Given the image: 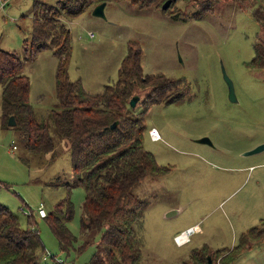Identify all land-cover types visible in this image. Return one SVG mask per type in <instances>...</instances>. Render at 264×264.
<instances>
[{
	"label": "rangeland",
	"instance_id": "obj_1",
	"mask_svg": "<svg viewBox=\"0 0 264 264\" xmlns=\"http://www.w3.org/2000/svg\"><path fill=\"white\" fill-rule=\"evenodd\" d=\"M34 1L7 0L0 8V47L24 60L30 103L38 119L50 126L57 156L52 159L50 152L29 150L20 126H4L0 115V203L19 216L23 227L38 229L45 253L85 264L101 247L98 231L83 253L71 250L68 256L43 218L35 213L33 226L24 213L37 211L41 203L49 213L69 197L75 214L68 225L78 244L84 240L85 192L73 170L69 140L58 134L48 117L52 109L61 108L56 90L58 58L51 48L41 49L33 58L26 52L34 19L43 11ZM215 1L213 9L200 15L196 11L206 5L184 0L166 9L108 0L105 17L93 14L90 7L62 18L70 30L66 74L88 92L100 93L106 84H114L123 59L136 50H140L145 74L163 73L187 83L182 97L168 104L155 103L145 114L144 146L171 169L159 177H146L132 188L134 195L151 201L145 211L140 264H182L192 249L205 244L225 256L220 262L215 255L216 264H264L260 231L264 150L245 154L264 141V18H256L264 17V0ZM255 44H260L263 56L258 67L250 65L256 56ZM222 65L234 82L236 101L229 98ZM136 91L143 99L145 91ZM140 102L133 107L137 112L142 109ZM152 127L160 134L158 140L149 135ZM203 136L212 143L198 141ZM245 165L251 168L241 170ZM172 210L178 212L168 216ZM191 223L200 224L203 233L195 232L191 242L177 246L174 236ZM253 226L258 230L245 242L242 233Z\"/></svg>",
	"mask_w": 264,
	"mask_h": 264
},
{
	"label": "trees",
	"instance_id": "obj_2",
	"mask_svg": "<svg viewBox=\"0 0 264 264\" xmlns=\"http://www.w3.org/2000/svg\"><path fill=\"white\" fill-rule=\"evenodd\" d=\"M50 1H34L36 7L41 4L43 11L34 19L32 43L26 52L33 58L41 49L51 48L58 58L56 90L61 108L52 109L48 117L58 134L69 140L73 170L85 192L87 216L81 219L84 240L78 244V237L68 225L75 214L71 198L60 200L52 211L39 217L46 221L61 251L68 256L71 250L83 253L90 246L92 234L100 233L101 247L85 264H140L145 245L142 233L145 211L151 201L148 197L134 195L132 188L146 177H159L171 169L160 164L154 153L144 146L145 114L155 103L168 104L182 97L187 83L183 78L171 79L163 73L145 74L140 50H136L128 52L123 59L114 84H106L100 93L88 92L79 80H70L66 74L70 30L62 18L74 17L108 0ZM130 1L139 7L161 8L165 0ZM184 1L206 5L196 11H200V15L207 8L213 9L216 2ZM256 18L264 17L258 15ZM259 45L255 44L252 67L263 63ZM23 68L24 60L16 52L0 47L1 119L7 127L8 119L13 115L27 148L34 152H50L53 159L57 156L54 137L50 126L38 119L30 103V80ZM137 89L145 91L144 98L139 101L142 104L140 112L130 105V98ZM113 122L117 123L115 127H111ZM35 213L27 215L28 223L33 226L37 223ZM258 226L242 233L245 242ZM260 226L262 230H259L264 234V219ZM219 250L212 251L206 244L196 247L182 264H209V255L212 264H216L215 255L224 262L225 256H221ZM44 253L45 245L38 229L23 227L19 216L0 203V264L74 263L69 259L57 261L54 254L52 261L45 262Z\"/></svg>",
	"mask_w": 264,
	"mask_h": 264
},
{
	"label": "water",
	"instance_id": "obj_3",
	"mask_svg": "<svg viewBox=\"0 0 264 264\" xmlns=\"http://www.w3.org/2000/svg\"><path fill=\"white\" fill-rule=\"evenodd\" d=\"M175 1V0H165L164 3L162 4V8L163 9H166L168 8L171 3ZM107 2L106 1H102V2H99L97 3L96 5H94L93 7V14L97 15V16H101V17H105L106 16V13H105V6H106ZM222 71H223V77L228 85V92H229V98L233 101H236L237 100V96H236V91H235V86H234V82L233 80L231 79V77L228 75V73L226 72V69L224 67V65H222ZM141 100V96L139 94H133L130 98V105L132 107H135L136 104ZM16 123V120H15V117L13 115H11L8 119V124L9 125H13ZM117 125L116 122H113L111 124V127H115ZM198 141L200 142H206V143H212L210 138L207 137V136H203V137H200L198 138ZM264 150V141L257 144L256 146H254L252 149L246 151L245 154H252V153H256V152H259V151H262ZM176 212V210H172L171 212L167 213V215H171V214H174ZM208 261H209V264H212V259H211V256L209 255L208 256Z\"/></svg>",
	"mask_w": 264,
	"mask_h": 264
},
{
	"label": "built area",
	"instance_id": "obj_4",
	"mask_svg": "<svg viewBox=\"0 0 264 264\" xmlns=\"http://www.w3.org/2000/svg\"><path fill=\"white\" fill-rule=\"evenodd\" d=\"M6 4H7V0H3V1H1V2H0V8H4ZM149 135H150L152 138H154L153 140H158V138L160 137V134H159L158 130H157L155 127H152V128L149 129ZM0 187H1V185H0ZM32 212H33L32 209H31L30 211H25V210H24V213H25L26 215H30V214H32ZM35 212H36L40 217L45 216V215L47 214V211H46V209H45V205H44L43 203H41V204L38 206L37 211H35ZM193 229H194L193 227H189L188 229H186L185 231H183L181 234L175 236V240H176L177 242H179L180 239H182L185 235H187V234H189L190 232H192ZM51 256H52L51 252L46 251V253H44V255H43V260H47V259L51 258ZM55 259H56L57 261H62V260H63V258H57V257H55Z\"/></svg>",
	"mask_w": 264,
	"mask_h": 264
},
{
	"label": "crops",
	"instance_id": "obj_5",
	"mask_svg": "<svg viewBox=\"0 0 264 264\" xmlns=\"http://www.w3.org/2000/svg\"><path fill=\"white\" fill-rule=\"evenodd\" d=\"M152 139V138H151ZM153 140V139H152ZM241 168V170L244 168L245 170H248L249 168H251V166H249V165H245V166H241L240 167ZM178 211H176L174 214H176ZM174 214H171V215H174ZM171 215H169V216H171ZM262 219V218H261ZM253 221H254V219H252ZM197 221V220H196ZM193 222H195V220L193 221ZM190 225H192L191 227H193L194 229L192 230V232H190L189 234H187V235H185L182 239H180V241L179 242H177L176 240H175V236H177V235H175L174 236V241H175V243H176V245L177 246H180V247H182V246H184V245H186L187 243H189V242H191L190 241V236L193 234V233H197V232H202L203 231V228H202V226L200 225V224H193V223H191ZM189 226V225H188ZM203 233V232H202ZM200 246V245H199ZM198 246V247H199Z\"/></svg>",
	"mask_w": 264,
	"mask_h": 264
}]
</instances>
